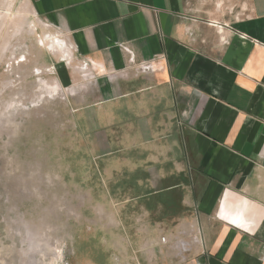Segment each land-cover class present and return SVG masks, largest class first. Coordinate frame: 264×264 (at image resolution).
I'll use <instances>...</instances> for the list:
<instances>
[{"label":"crops","instance_id":"1","mask_svg":"<svg viewBox=\"0 0 264 264\" xmlns=\"http://www.w3.org/2000/svg\"><path fill=\"white\" fill-rule=\"evenodd\" d=\"M29 1L110 69V173L178 208V264H264V0Z\"/></svg>","mask_w":264,"mask_h":264},{"label":"rangeland","instance_id":"2","mask_svg":"<svg viewBox=\"0 0 264 264\" xmlns=\"http://www.w3.org/2000/svg\"><path fill=\"white\" fill-rule=\"evenodd\" d=\"M121 127L110 131V69L84 57L29 0H0V264L185 257V229L175 233L166 217L178 208L140 191L138 169L110 173L123 160L110 155Z\"/></svg>","mask_w":264,"mask_h":264},{"label":"built area","instance_id":"3","mask_svg":"<svg viewBox=\"0 0 264 264\" xmlns=\"http://www.w3.org/2000/svg\"><path fill=\"white\" fill-rule=\"evenodd\" d=\"M158 64L159 63L155 64L154 62L153 63H141L139 64V70H141V72L155 70Z\"/></svg>","mask_w":264,"mask_h":264},{"label":"bare ground","instance_id":"4","mask_svg":"<svg viewBox=\"0 0 264 264\" xmlns=\"http://www.w3.org/2000/svg\"><path fill=\"white\" fill-rule=\"evenodd\" d=\"M64 45V44H63ZM60 67V65L58 66V68Z\"/></svg>","mask_w":264,"mask_h":264}]
</instances>
